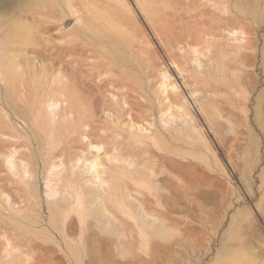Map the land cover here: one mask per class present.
Returning <instances> with one entry per match:
<instances>
[{
  "label": "rangeland",
  "instance_id": "obj_1",
  "mask_svg": "<svg viewBox=\"0 0 264 264\" xmlns=\"http://www.w3.org/2000/svg\"><path fill=\"white\" fill-rule=\"evenodd\" d=\"M23 1L0 0V264H264V0Z\"/></svg>",
  "mask_w": 264,
  "mask_h": 264
},
{
  "label": "bare ground",
  "instance_id": "obj_2",
  "mask_svg": "<svg viewBox=\"0 0 264 264\" xmlns=\"http://www.w3.org/2000/svg\"><path fill=\"white\" fill-rule=\"evenodd\" d=\"M16 1V0H15ZM40 4L41 2H38L36 0H24L23 3H22V13L23 12H26L27 10L29 9H32L34 8L35 6L36 7H40ZM6 8V6L4 7ZM21 13V14H22ZM41 13L43 14V12L41 11ZM45 16H48L50 15V10H47L45 13H44ZM22 17V16H21ZM42 18V17H41ZM28 19L35 24V19L33 18V16H30L28 17ZM78 20H84V16L81 15V16H78ZM43 24H45V26H41V32H51L52 31V27L50 25L51 22H44ZM30 25H26V24H22L21 23V27L23 28V39L21 40V42H31V40L33 39V36L34 34L37 35L38 33V30L36 29V31H32L30 30ZM33 27V25H31ZM202 29H198L196 30L195 32L191 33L190 31H185L188 35L187 36H184V28L183 27H180L178 29V31H176V26L172 25V28H165V29H159V31L161 32V35L164 36L166 39H169V43L172 47V49H174V46L176 45L178 48L181 47V50L184 49V45H186V47L189 49V50H193L194 48L196 47H200L202 45H207L208 43L211 44L210 41H206V37L211 34V32H209L208 30H205L203 29V27H200ZM50 34V33H49ZM171 41V42H170ZM174 45V46H173ZM197 50L198 48L195 49V54L197 55ZM227 56V55H226ZM223 55V59H225V57ZM220 59V58H219ZM225 63V61H224ZM226 64V63H225ZM219 68V67H218ZM188 78V77H187ZM185 78V79H187ZM193 79L192 82H199L197 81L196 78L194 77H190L189 79ZM179 97V95H173V94H169L168 95V99L169 101L165 104H163V108H162V111H168L170 109H173V106H174V102L176 101V99ZM197 101H201V99H198ZM54 105H51L50 107L52 108ZM185 116L184 113H180L179 112V108L176 107L170 114H169V117L172 118L173 122H172V129L171 130H167L166 132H171L173 133V128L177 126V123L178 122H184L186 124V121L185 119L183 120L182 118ZM186 117V116H185ZM207 117V116H206ZM205 117V118H206ZM179 120V121H178ZM164 122H166V119H163ZM210 121V120H209ZM212 121V120H211ZM175 125V126H173ZM186 133V132H185ZM93 146V145H92ZM98 150H100L101 148H96ZM101 151V150H100ZM21 156L23 157V154H21ZM12 157V155H5V159H6V163H8V165H10L11 169H14L15 166L14 164H12L10 162V158ZM97 159V157H96ZM97 162V161H96ZM96 162H94V165L96 164ZM18 166V169H17V172L16 174L19 176L20 175V178H26V174L25 172L23 173L22 171V166L21 165H17ZM16 175V176H17ZM7 180L6 177H3L0 175V189H2V183H4L5 181ZM101 183V182H100ZM3 191H1L2 193ZM4 193V192H3Z\"/></svg>",
  "mask_w": 264,
  "mask_h": 264
}]
</instances>
